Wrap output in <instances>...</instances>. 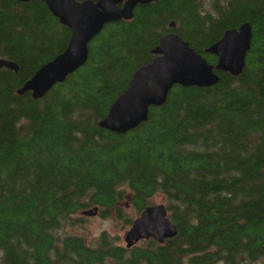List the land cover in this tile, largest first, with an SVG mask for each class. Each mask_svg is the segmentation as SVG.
Here are the masks:
<instances>
[{
    "label": "trees",
    "instance_id": "trees-1",
    "mask_svg": "<svg viewBox=\"0 0 264 264\" xmlns=\"http://www.w3.org/2000/svg\"><path fill=\"white\" fill-rule=\"evenodd\" d=\"M243 22L252 39L241 74L174 85L126 133L98 126L163 34L215 64L206 49ZM69 36L44 2L0 0V57L19 68L0 69V264H264V0L139 4L130 20L104 25L86 63L44 97L19 95ZM156 194L177 227L163 244L57 236L94 206L130 226L127 209L140 213Z\"/></svg>",
    "mask_w": 264,
    "mask_h": 264
},
{
    "label": "water",
    "instance_id": "water-1",
    "mask_svg": "<svg viewBox=\"0 0 264 264\" xmlns=\"http://www.w3.org/2000/svg\"><path fill=\"white\" fill-rule=\"evenodd\" d=\"M27 2L29 0H18ZM59 22L70 30L65 48L51 60L41 65L34 74L17 89L22 95L30 92L32 98L40 99L57 83L84 65L88 59V45L104 25L130 20L137 5L155 0H40ZM170 26L175 27V22ZM252 28L248 22L223 31L206 52L216 57L209 63L189 43L174 31L163 34L151 50L154 58L133 72L126 89L110 105L98 126L115 134L126 133L148 118L151 106H161L174 85L183 87H210L219 81L216 71L238 76L246 64L251 46ZM15 72L18 65L0 57V69ZM98 207L83 209V216L97 215ZM177 234V227L168 216L163 203L145 207L137 215L124 234L126 248L140 240L153 239L162 244Z\"/></svg>",
    "mask_w": 264,
    "mask_h": 264
},
{
    "label": "rangeland",
    "instance_id": "rangeland-1",
    "mask_svg": "<svg viewBox=\"0 0 264 264\" xmlns=\"http://www.w3.org/2000/svg\"><path fill=\"white\" fill-rule=\"evenodd\" d=\"M152 202L153 204H165V200L161 194H156L153 196ZM80 212L81 211H78L76 214L72 215L77 223L71 227L66 225L64 229L60 230L57 235L59 238H64L65 236L70 235L83 236L85 238L86 244L89 246H95L101 233L106 232L111 238H113L115 244L124 246L125 242L123 240V236L129 226H124L122 222L114 223L109 219L103 218L99 214L96 216L83 218ZM127 213L129 216H132V218H135L139 214L131 208L127 209ZM143 243V241H140L137 243V245L141 246Z\"/></svg>",
    "mask_w": 264,
    "mask_h": 264
}]
</instances>
